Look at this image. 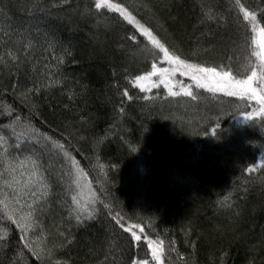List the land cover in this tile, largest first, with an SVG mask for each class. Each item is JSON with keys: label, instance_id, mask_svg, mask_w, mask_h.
<instances>
[{"label": "trees", "instance_id": "1", "mask_svg": "<svg viewBox=\"0 0 264 264\" xmlns=\"http://www.w3.org/2000/svg\"><path fill=\"white\" fill-rule=\"evenodd\" d=\"M109 2L0 0V264H264V103L137 27L259 77L264 0Z\"/></svg>", "mask_w": 264, "mask_h": 264}, {"label": "snow or ice", "instance_id": "2", "mask_svg": "<svg viewBox=\"0 0 264 264\" xmlns=\"http://www.w3.org/2000/svg\"><path fill=\"white\" fill-rule=\"evenodd\" d=\"M95 7L97 9H101L104 7L107 8H115V10L125 12L126 10L121 9L117 5H113L109 2V0H96ZM126 19H129L131 22L134 18L131 17V14H128ZM244 19L245 20H256V16L254 13L244 10ZM137 27L140 28V30L143 32L145 36H147L154 45H156L157 48L161 49L163 51L164 57L169 60L170 62H175L178 63L179 65H182L188 69H191L194 73H202L206 74L203 82L201 81V78L197 77L196 75H193L192 79L197 81V85L201 88H206L208 91H220L223 90L226 92L227 95L229 96H236L240 99H245V98H253L259 100L261 103H264V95H262L256 87H254V82L259 79L261 83H264V71H262L258 77V74L255 70L251 72V75L248 76L246 79H235L230 71H225V72H220L217 71L216 68H204V67H199L196 65H191V64H186L185 61L180 60L179 57L173 56L169 53L168 48H166L163 44H161L153 35L152 33L147 29L144 28L142 25L137 24ZM255 30V27H254ZM259 39L254 40L253 43H257L261 49H264V28H261L259 31ZM253 55H257L260 57L261 60V68L264 69V51L262 52H253ZM153 71L149 72L145 76H139L137 77L138 81H145L149 80L150 77L156 74H163L168 73L169 69L167 68H157L155 64H153ZM210 76L211 78H207ZM160 83H164L166 87L169 88V92L171 95H179L177 92H173L171 87L169 86V83L166 79H161ZM158 86V85H157ZM187 95L191 96V92H187ZM127 95V93H125ZM249 171H252L250 169ZM75 199V197L73 198ZM79 219V217H77ZM132 227H138V226H132ZM126 231H130L131 229H125ZM143 231V229H141ZM132 236L135 238L136 241L140 240V236H138L135 232H132ZM161 245L163 242H160ZM149 247H152L154 242L149 241L148 242ZM163 251L161 247V252ZM156 259H159V256L155 257ZM146 264V262H145Z\"/></svg>", "mask_w": 264, "mask_h": 264}, {"label": "rangeland", "instance_id": "3", "mask_svg": "<svg viewBox=\"0 0 264 264\" xmlns=\"http://www.w3.org/2000/svg\"><path fill=\"white\" fill-rule=\"evenodd\" d=\"M258 34H259V31H258L257 36H256V39H257V40L259 39V35H258ZM257 46H258V51H260V52L264 51V49H261V47H259L258 44H257ZM220 72H222V71H220ZM198 75H199V77L201 78V81L203 82V80H204L206 74L198 73ZM207 78L210 79L211 77L208 76ZM254 87H256L257 90L262 94V91H261V88H260V82H259L258 80H256V81L254 82ZM262 95H264V94H262Z\"/></svg>", "mask_w": 264, "mask_h": 264}]
</instances>
